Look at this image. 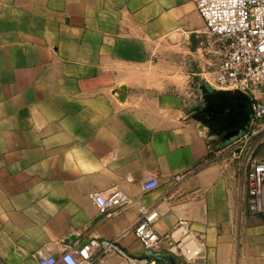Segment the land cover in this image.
I'll use <instances>...</instances> for the list:
<instances>
[{"label": "crops", "instance_id": "obj_1", "mask_svg": "<svg viewBox=\"0 0 264 264\" xmlns=\"http://www.w3.org/2000/svg\"><path fill=\"white\" fill-rule=\"evenodd\" d=\"M197 1L0 0L4 264H40L93 238L142 258L140 205L160 212L162 239L180 223L204 234L205 264H264V220L241 208L243 163L216 151L177 81L205 68ZM149 180L158 187L145 192ZM115 189L132 202L108 210L88 198Z\"/></svg>", "mask_w": 264, "mask_h": 264}, {"label": "built area", "instance_id": "obj_2", "mask_svg": "<svg viewBox=\"0 0 264 264\" xmlns=\"http://www.w3.org/2000/svg\"><path fill=\"white\" fill-rule=\"evenodd\" d=\"M196 7L204 28L192 35L198 41L197 53L205 62L206 80L218 90L242 92L253 105L248 133L233 143L231 151L241 148V152L233 156L243 163L241 208L264 220V157L254 156L256 150L264 146V0H198ZM176 181L180 182L181 178L176 177ZM157 187L156 180L143 184L145 192ZM88 198L94 206L108 210H117L132 202L118 189L107 196L91 192ZM139 211L134 234L143 245L144 257L133 258L116 242L93 238L81 247L69 245L60 257L42 258L40 264H93L97 254L118 256L124 264H169L154 257L161 253L163 243L170 256L182 259L181 264H205L204 234L194 235L180 223L162 239L154 227L161 217L160 212L143 205ZM0 264L4 263L0 260Z\"/></svg>", "mask_w": 264, "mask_h": 264}, {"label": "water", "instance_id": "obj_3", "mask_svg": "<svg viewBox=\"0 0 264 264\" xmlns=\"http://www.w3.org/2000/svg\"><path fill=\"white\" fill-rule=\"evenodd\" d=\"M199 87L202 102L193 111L192 118L200 124L202 132L210 140L216 151L220 145L228 146L248 133L254 115L253 105L248 96L238 90H218L205 79H201ZM241 148L232 156L238 155ZM161 261L177 264L173 256L155 255Z\"/></svg>", "mask_w": 264, "mask_h": 264}, {"label": "rangeland", "instance_id": "obj_4", "mask_svg": "<svg viewBox=\"0 0 264 264\" xmlns=\"http://www.w3.org/2000/svg\"><path fill=\"white\" fill-rule=\"evenodd\" d=\"M181 64V63H180ZM188 74H186V78L184 79L183 75L180 74V76H178V82L181 84H184V89L186 90L188 87L191 88L193 90V100L194 102L190 105L191 109H189V113L192 114V116L194 114H196L193 109L197 108L201 102H202V96H201V91H200V87H199V82L201 79H207V75L204 73L203 70H201L198 66L197 63H193L190 66H188ZM195 74V76L193 75ZM207 81V80H206ZM208 82V81H207ZM251 144L249 143L248 146H250ZM235 145L230 144L228 146L225 145H220L221 150L224 151V155L227 157H230V155H232V149ZM255 157H264V146H260L258 148V150H256ZM237 162L242 163V160H237Z\"/></svg>", "mask_w": 264, "mask_h": 264}, {"label": "bare ground", "instance_id": "obj_5", "mask_svg": "<svg viewBox=\"0 0 264 264\" xmlns=\"http://www.w3.org/2000/svg\"><path fill=\"white\" fill-rule=\"evenodd\" d=\"M191 247V246H190Z\"/></svg>", "mask_w": 264, "mask_h": 264}]
</instances>
